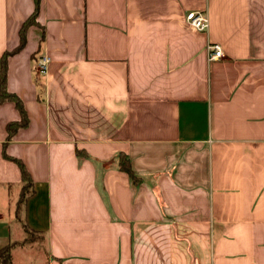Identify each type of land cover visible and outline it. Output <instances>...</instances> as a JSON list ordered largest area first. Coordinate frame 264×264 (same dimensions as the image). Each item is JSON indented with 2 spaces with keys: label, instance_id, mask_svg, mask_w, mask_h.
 I'll list each match as a JSON object with an SVG mask.
<instances>
[{
  "label": "crops",
  "instance_id": "1",
  "mask_svg": "<svg viewBox=\"0 0 264 264\" xmlns=\"http://www.w3.org/2000/svg\"><path fill=\"white\" fill-rule=\"evenodd\" d=\"M33 10L0 0V59ZM6 86L28 120L8 141L0 103L10 264H264V0H40Z\"/></svg>",
  "mask_w": 264,
  "mask_h": 264
},
{
  "label": "trees",
  "instance_id": "2",
  "mask_svg": "<svg viewBox=\"0 0 264 264\" xmlns=\"http://www.w3.org/2000/svg\"><path fill=\"white\" fill-rule=\"evenodd\" d=\"M33 1H34V10L31 16L23 23L20 29V40H19L18 46L12 51L5 52L0 59V103L12 102L20 114V120L18 122H11V123H8L6 126L8 141L12 138V136L15 134L17 130H19L20 128L26 127L28 123L27 116H26V113L24 111L21 101L14 94L8 92L6 82H7V60L8 58L18 53L24 48V45L26 42L27 29L30 26L36 25V18H37L38 11H39L40 0H33ZM6 158L10 159L8 157ZM10 160H12L18 165L20 172H21L23 192H22V195L18 203L21 208L25 199L28 196H31L33 194V191L31 190L32 180L21 162H19L18 160H14V159H10ZM117 165L120 171L126 173L129 176L133 184L137 185L141 182L140 178L137 177L132 171L128 158L125 155L123 154L118 155ZM11 248H12L11 246H6L0 249V264H10Z\"/></svg>",
  "mask_w": 264,
  "mask_h": 264
},
{
  "label": "built area",
  "instance_id": "3",
  "mask_svg": "<svg viewBox=\"0 0 264 264\" xmlns=\"http://www.w3.org/2000/svg\"><path fill=\"white\" fill-rule=\"evenodd\" d=\"M184 21L190 28L198 31L205 32L208 28V18L202 11H191L185 15ZM208 60H218L222 57L221 48L218 45H209L207 47ZM50 59L42 57L36 64V73L44 75L46 73Z\"/></svg>",
  "mask_w": 264,
  "mask_h": 264
},
{
  "label": "rangeland",
  "instance_id": "4",
  "mask_svg": "<svg viewBox=\"0 0 264 264\" xmlns=\"http://www.w3.org/2000/svg\"><path fill=\"white\" fill-rule=\"evenodd\" d=\"M19 210H20V207H19ZM18 210V214L20 215V211ZM25 242H28V243H31V244H34V245H37V246H40L42 244V241H41V238L40 237H37V236H30L28 235Z\"/></svg>",
  "mask_w": 264,
  "mask_h": 264
}]
</instances>
